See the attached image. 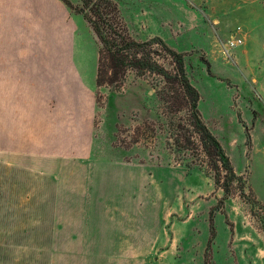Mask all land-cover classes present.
Listing matches in <instances>:
<instances>
[{
	"label": "rangeland",
	"instance_id": "obj_1",
	"mask_svg": "<svg viewBox=\"0 0 264 264\" xmlns=\"http://www.w3.org/2000/svg\"><path fill=\"white\" fill-rule=\"evenodd\" d=\"M68 1L92 84L102 46L93 23L109 40L122 42L117 32L183 53L202 117L246 194L235 184L223 198L196 150L169 145L186 113L161 103L159 76L130 69L122 84L97 85L95 135L84 143L97 153L66 154L69 138L17 139L33 154L0 153V264H264V0H100L117 22L99 18L93 4ZM3 4L0 27L9 25ZM36 23L26 49H53ZM210 214L216 235L208 247ZM120 231L128 250L112 249ZM134 233L144 248H132Z\"/></svg>",
	"mask_w": 264,
	"mask_h": 264
},
{
	"label": "crops",
	"instance_id": "obj_2",
	"mask_svg": "<svg viewBox=\"0 0 264 264\" xmlns=\"http://www.w3.org/2000/svg\"><path fill=\"white\" fill-rule=\"evenodd\" d=\"M3 3L9 8L3 17L9 19L11 26L0 27V153L30 154V144L22 150L14 140L34 138H69L72 146L66 154L97 153L96 146H84L95 135L98 86L97 72L94 83H90L80 59L79 16L64 0ZM34 22L39 23V34L46 35L47 44H57L53 49H26L31 45L27 35L33 32ZM115 234L120 238L118 243L113 242L112 249H130V243L123 241L128 233ZM134 234L137 242L133 244L137 247L132 248H144L143 235ZM120 263L126 262L121 259Z\"/></svg>",
	"mask_w": 264,
	"mask_h": 264
},
{
	"label": "trees",
	"instance_id": "obj_3",
	"mask_svg": "<svg viewBox=\"0 0 264 264\" xmlns=\"http://www.w3.org/2000/svg\"><path fill=\"white\" fill-rule=\"evenodd\" d=\"M64 1L68 6H72L68 0ZM82 1L84 9L91 10L93 4L95 8H99V18L107 22L112 20L117 22L111 7L100 0ZM93 24L102 43L98 55L97 85L122 84L130 69L139 76L150 74L159 76L158 83L153 87L161 103L166 105L170 112L184 111L186 113V123L179 124L177 128L171 130L169 145L191 151L196 150L197 155L201 156L207 164L215 186L223 189V198H228L235 192V184H239L237 188L240 195H245L244 178L236 172L222 143L202 117L199 109L201 94L190 81L183 53L171 48L162 40L131 42L117 32L115 34L122 42L109 40L100 34L96 23ZM156 45L161 48H156ZM167 58L171 59V67L161 62L162 59ZM186 165L192 167L191 164ZM210 231L208 247L216 235L213 214H210Z\"/></svg>",
	"mask_w": 264,
	"mask_h": 264
},
{
	"label": "built area",
	"instance_id": "obj_4",
	"mask_svg": "<svg viewBox=\"0 0 264 264\" xmlns=\"http://www.w3.org/2000/svg\"><path fill=\"white\" fill-rule=\"evenodd\" d=\"M241 42H242V38L238 37V38H235L233 40H230L229 45H230V47H235V46L239 45Z\"/></svg>",
	"mask_w": 264,
	"mask_h": 264
}]
</instances>
